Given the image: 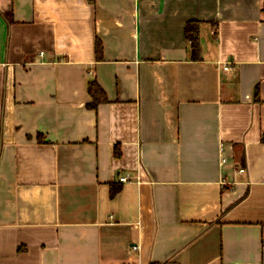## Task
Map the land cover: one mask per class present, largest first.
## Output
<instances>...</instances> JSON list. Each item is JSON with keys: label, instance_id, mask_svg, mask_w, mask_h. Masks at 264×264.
I'll list each match as a JSON object with an SVG mask.
<instances>
[{"label": "crops", "instance_id": "1", "mask_svg": "<svg viewBox=\"0 0 264 264\" xmlns=\"http://www.w3.org/2000/svg\"><path fill=\"white\" fill-rule=\"evenodd\" d=\"M263 136L264 0H0V264H264Z\"/></svg>", "mask_w": 264, "mask_h": 264}, {"label": "trees", "instance_id": "2", "mask_svg": "<svg viewBox=\"0 0 264 264\" xmlns=\"http://www.w3.org/2000/svg\"><path fill=\"white\" fill-rule=\"evenodd\" d=\"M90 3L95 5L96 0H88ZM185 28H184V38L187 40L190 44V49H191V55H192V60H200L202 59L201 51H202V45H201V39H200V21L197 19L193 20H188L185 23ZM103 42L99 38L96 39V58L103 59ZM88 90L89 93L92 97V100L87 103V106L92 108V109H97L98 105L102 102L108 101V97L106 94V90L103 89L101 84L96 80V79H91L88 84ZM259 90L260 86L256 84L255 87V98L257 99L259 96ZM38 139L39 141H44L43 135L40 133L38 134ZM264 140V136H263ZM116 155H120V150L119 146L117 145L115 149ZM111 196H115L118 191L121 189L120 184H111Z\"/></svg>", "mask_w": 264, "mask_h": 264}, {"label": "built area", "instance_id": "3", "mask_svg": "<svg viewBox=\"0 0 264 264\" xmlns=\"http://www.w3.org/2000/svg\"><path fill=\"white\" fill-rule=\"evenodd\" d=\"M224 160V159H223ZM244 169H242L241 171H243ZM121 180L122 181H127L128 180V178L126 177V176H123V177H121ZM135 249L137 248V246H135L134 247Z\"/></svg>", "mask_w": 264, "mask_h": 264}]
</instances>
